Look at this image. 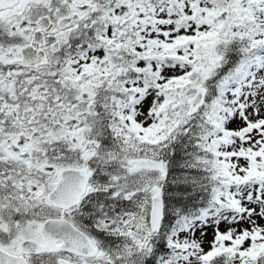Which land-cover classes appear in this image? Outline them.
<instances>
[{"label":"snow or ice","instance_id":"1","mask_svg":"<svg viewBox=\"0 0 264 264\" xmlns=\"http://www.w3.org/2000/svg\"><path fill=\"white\" fill-rule=\"evenodd\" d=\"M0 264H264V0H0Z\"/></svg>","mask_w":264,"mask_h":264}]
</instances>
